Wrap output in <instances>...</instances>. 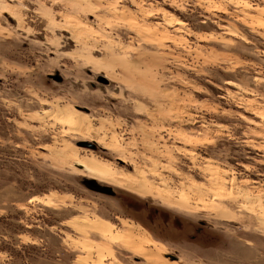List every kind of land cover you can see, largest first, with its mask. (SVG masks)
<instances>
[{
  "label": "rangeland",
  "instance_id": "rangeland-1",
  "mask_svg": "<svg viewBox=\"0 0 264 264\" xmlns=\"http://www.w3.org/2000/svg\"><path fill=\"white\" fill-rule=\"evenodd\" d=\"M154 263L264 264V0H0V264Z\"/></svg>",
  "mask_w": 264,
  "mask_h": 264
},
{
  "label": "flooded vegetation",
  "instance_id": "flooded-vegetation-1",
  "mask_svg": "<svg viewBox=\"0 0 264 264\" xmlns=\"http://www.w3.org/2000/svg\"><path fill=\"white\" fill-rule=\"evenodd\" d=\"M102 186H104V185H102ZM108 196L116 197V199L120 202L119 207H123V209H125V210H129V211L131 210L137 216L144 217L145 214L147 213L148 216H150L149 217L150 220L148 221V223L151 224V225L156 226L158 228V230H162L163 233L167 232L168 230L171 229V227L168 226V222L170 220L169 216L166 213L162 212L161 210L156 209V208L155 209H149L148 207H153V206H150L147 203L146 204H141L138 201L137 202L134 201L133 199L127 200V198H123V195L119 194L118 191H116V190H113V194L112 195H108ZM135 207H138V208H135ZM139 207H141V208H139ZM160 218H163L165 220V222L162 220L163 225H158L159 224L158 222H161ZM173 221H175L177 223V224L174 223L176 225L180 224L177 221V219H175V218H173ZM156 223H158V224H156ZM186 225H187V227H189V229L192 228V226L190 224H185L184 225L185 228L183 227L184 229H182V230H180L181 227L180 228L176 227V228H179V231H173V232H176L173 235L185 231V229L187 228ZM202 226H204V225H201V227ZM209 235L211 237V235H213V233H210ZM209 235L207 234V232H205V230L203 228L194 229L193 230V235L190 236V241L192 243L198 242V243L202 244V241H205L209 237ZM212 240L215 241L214 238L211 239V241ZM168 256H170L168 258L172 261V259H171L172 255H168Z\"/></svg>",
  "mask_w": 264,
  "mask_h": 264
},
{
  "label": "water",
  "instance_id": "water-1",
  "mask_svg": "<svg viewBox=\"0 0 264 264\" xmlns=\"http://www.w3.org/2000/svg\"><path fill=\"white\" fill-rule=\"evenodd\" d=\"M56 80L60 82V78H56ZM105 81H106V79H105ZM80 146L81 147H91V148H93V145L85 144V143H82ZM85 186L88 189H91V190H93L95 192L103 193V194H106V195H112L113 194V190H115L114 188H111V187H108V186H102V185L98 184L95 181H87L85 183ZM166 257L168 258L170 256H166ZM171 259H172V261H178V258L174 257V256H171Z\"/></svg>",
  "mask_w": 264,
  "mask_h": 264
},
{
  "label": "bare ground",
  "instance_id": "bare-ground-1",
  "mask_svg": "<svg viewBox=\"0 0 264 264\" xmlns=\"http://www.w3.org/2000/svg\"><path fill=\"white\" fill-rule=\"evenodd\" d=\"M85 224V223H84ZM109 232V231H108ZM115 242L122 243L123 246H126L128 248L135 247V244L132 241V238L130 235L125 236L123 239L121 237H117ZM137 245V244H136ZM125 248V247H124ZM138 250H141L140 248ZM142 251V250H141ZM154 259V258H153ZM157 264V263H154Z\"/></svg>",
  "mask_w": 264,
  "mask_h": 264
}]
</instances>
